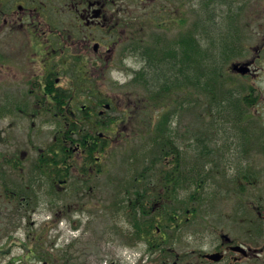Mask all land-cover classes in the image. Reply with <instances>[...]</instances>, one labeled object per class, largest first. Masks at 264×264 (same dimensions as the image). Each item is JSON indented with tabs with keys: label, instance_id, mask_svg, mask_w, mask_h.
<instances>
[{
	"label": "rangeland",
	"instance_id": "374dc122",
	"mask_svg": "<svg viewBox=\"0 0 264 264\" xmlns=\"http://www.w3.org/2000/svg\"><path fill=\"white\" fill-rule=\"evenodd\" d=\"M143 2L129 1L128 54L123 65L113 66L106 80L87 83L88 90L75 98L78 108L88 96L109 103L112 108L103 119H112L113 127H96V132L89 127L82 132L102 133L106 147L95 153L96 164L80 150L69 151L72 168L66 182L56 176L53 183L34 166L55 142L64 116L32 113L37 110L34 98L25 92L11 93L12 83H2L0 264H164L169 254L208 250L212 246L204 236L208 225L242 243L254 232L264 235V0ZM193 30L207 31V37L198 35L206 51L219 34L221 45L230 34L234 44L239 41L242 51L218 64L222 90L246 95L247 87L254 89L256 102L244 108L241 123L232 122L230 111L209 104L204 84L194 90L185 77H180L186 82L182 88L172 82L170 96L164 89L161 98L150 100L157 85L144 79L157 76L156 57L146 47L155 44L158 49L163 44L160 39L175 46L183 32ZM233 63L248 64V74L232 73ZM5 71L2 74H12ZM24 84L17 82L18 87ZM145 86L153 92L144 93ZM142 104L157 106L156 114L151 109L140 111ZM100 111L97 106L84 122L89 126L97 121ZM167 112L177 114L170 131L179 170L175 194L165 207L178 220L161 228L156 220L164 212L160 213L163 201L156 194L163 195L164 189L157 179L162 177L166 183L164 176L169 173L148 140L138 135L142 130L153 132L158 116ZM141 172L145 176L141 182L154 191L146 205L158 229L149 240L140 239L145 236L140 237L133 226L138 223L141 228L144 218L131 211L136 202L133 191L141 186L133 178ZM14 188L23 189L27 199L12 195ZM149 242L157 246L150 249ZM173 260L169 258V264Z\"/></svg>",
	"mask_w": 264,
	"mask_h": 264
},
{
	"label": "flooded vegetation",
	"instance_id": "af4514ba",
	"mask_svg": "<svg viewBox=\"0 0 264 264\" xmlns=\"http://www.w3.org/2000/svg\"><path fill=\"white\" fill-rule=\"evenodd\" d=\"M129 1L144 3L0 0V92L2 83L11 82V93L25 92L34 98L37 110L30 112L37 114L74 116L81 110L93 114L97 106L103 109L105 102L89 96L78 108L75 98L88 90L87 83L104 81L113 66L123 65L128 54ZM18 81L25 84L18 87ZM63 142L67 151H86L80 145L72 149L71 139ZM204 232L207 244H212L208 250L169 254L164 264H169V258L174 259L171 264H264L263 234H249L248 242L242 243L220 228L208 225Z\"/></svg>",
	"mask_w": 264,
	"mask_h": 264
},
{
	"label": "trees",
	"instance_id": "16d2710c",
	"mask_svg": "<svg viewBox=\"0 0 264 264\" xmlns=\"http://www.w3.org/2000/svg\"><path fill=\"white\" fill-rule=\"evenodd\" d=\"M209 25H211V23H209ZM208 32L212 35V31ZM228 32L232 33V31ZM206 33L207 31L205 30H193L187 33L183 32L181 35L182 37L177 40L178 44L175 46L165 39H160V42L163 44H160L158 49L155 48V44L148 45L146 47V51L152 55H155L156 57L153 68L156 70L157 76L151 78L150 80H144L147 84L153 83L154 85H157V87L153 92L145 86L144 89L146 92L144 93L153 92L154 94L150 97V100L155 102V100H158L163 96L162 90L164 89H166V92L169 94V96L171 95L172 91H170L169 86L172 85V82H175L178 87L182 88L188 81L191 86H193L194 90L199 89V86L204 84V90L207 97L209 98V104L214 103L217 107L230 111L232 122L234 124H239L242 122V118L246 115V108H250L256 102V97L253 96L254 89L252 87H247V90L245 89V92H248L246 95H242V92L234 93V91L231 89L222 90V65L219 66L218 62L221 64L229 62L235 58L236 54L242 51V48L239 46V41L237 45L233 43L232 34L228 35L227 37L225 36L222 39L223 41L226 39L224 42L225 44L221 45L218 39V36L220 35L219 34L217 37H215L218 41L215 43L211 40L210 46L206 51L202 49L198 38V35L207 37L205 35ZM154 41L157 42L159 40L155 39ZM161 45L164 46L162 47ZM148 64L151 65L150 61ZM165 64L167 65L166 69L164 67ZM180 77H185L186 82L184 83ZM227 80L229 81V79ZM176 115V112L175 114L171 112L162 113L160 116H158V121L154 125L153 132L144 134L142 130L139 133L140 135H138L148 140V142L153 147V150H155L156 156H158L157 159L161 161L160 164L162 169L166 167L169 173V175L164 176L166 177V183L162 182L165 180H163L162 177L157 179L160 188L164 189L163 195L156 194V196L161 197L163 201V205L161 206L163 209L160 211V213L163 210L164 212L160 214V220H156L155 215L151 216L152 209L150 210L147 207V201L150 200L152 197L151 194L154 192L152 186H150V184H144L141 182L145 177L142 172L140 173V177L137 175L134 176L135 178H133V183L141 185L140 187L135 188L133 191L136 197V202L138 203L134 201L135 203L133 204V207H131V211L135 212V215L140 213L139 216L144 218V223L141 225V228L138 223H133V226L137 230V234L140 235V237H143V235L145 236L140 239L146 240L147 238L149 240L148 237L153 235V232L157 229L155 225L156 223L153 221L156 220L158 224L157 226H160L161 228L165 226L164 224H173V222L176 221L175 217L177 215L171 214V212L173 213L174 211H170L169 207H165L170 203L169 201L172 200V197L175 194L174 189L177 185L178 179L176 175L179 170L178 157L176 156L178 152H175V145L171 139L172 135L170 131L172 121L175 119ZM122 118H124V115H122ZM89 127L96 132L97 128L93 127V124L88 126V124L83 122L81 118L78 119V122L73 121L68 124L63 122L57 135L58 141L52 143L47 151L40 155L37 163L34 165L37 171L42 175H48L51 177L53 179V183L55 182L56 176L62 180L67 178L68 166L65 165L66 161H64V165H62L63 160L67 159V153L65 152L62 139L65 138L67 134H71L69 136H72L71 138L73 139V142H78L81 146L88 149V160L90 162H94V153L104 151L106 143L99 135L95 134H92L93 136L91 135L93 137L92 141H87V135H82V132ZM133 135L136 137L135 133H133ZM260 138H262L261 135ZM167 159H169L168 165L164 163V160ZM22 190L23 189L18 190L17 188H14L13 192H15V194L12 193V195H17L19 198L23 197V199H27V194L22 192ZM9 191L10 190L7 192ZM140 239L138 238V240ZM149 245H151L150 249L157 246H153L151 242H149Z\"/></svg>",
	"mask_w": 264,
	"mask_h": 264
},
{
	"label": "water",
	"instance_id": "95a60500",
	"mask_svg": "<svg viewBox=\"0 0 264 264\" xmlns=\"http://www.w3.org/2000/svg\"><path fill=\"white\" fill-rule=\"evenodd\" d=\"M231 69L240 74H247V72H249L248 64L240 65V64L235 63V64H232Z\"/></svg>",
	"mask_w": 264,
	"mask_h": 264
}]
</instances>
